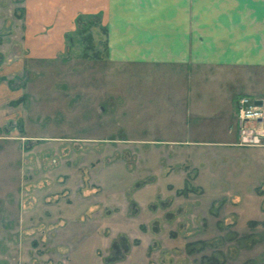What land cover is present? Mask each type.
Returning a JSON list of instances; mask_svg holds the SVG:
<instances>
[{"label": "rangeland", "instance_id": "374dc122", "mask_svg": "<svg viewBox=\"0 0 264 264\" xmlns=\"http://www.w3.org/2000/svg\"><path fill=\"white\" fill-rule=\"evenodd\" d=\"M104 39L0 61V264H264V147L235 113L257 70L112 62Z\"/></svg>", "mask_w": 264, "mask_h": 264}, {"label": "crops", "instance_id": "0c3cea01", "mask_svg": "<svg viewBox=\"0 0 264 264\" xmlns=\"http://www.w3.org/2000/svg\"><path fill=\"white\" fill-rule=\"evenodd\" d=\"M14 1L0 0V61L55 60L69 32L96 23L108 61L255 69L245 76L264 83V0Z\"/></svg>", "mask_w": 264, "mask_h": 264}, {"label": "built area", "instance_id": "2783aa9c", "mask_svg": "<svg viewBox=\"0 0 264 264\" xmlns=\"http://www.w3.org/2000/svg\"><path fill=\"white\" fill-rule=\"evenodd\" d=\"M239 96L235 101L237 135L240 145L264 147V101Z\"/></svg>", "mask_w": 264, "mask_h": 264}, {"label": "water", "instance_id": "95a60500", "mask_svg": "<svg viewBox=\"0 0 264 264\" xmlns=\"http://www.w3.org/2000/svg\"><path fill=\"white\" fill-rule=\"evenodd\" d=\"M256 104H260V101L256 102Z\"/></svg>", "mask_w": 264, "mask_h": 264}, {"label": "trees", "instance_id": "16d2710c", "mask_svg": "<svg viewBox=\"0 0 264 264\" xmlns=\"http://www.w3.org/2000/svg\"><path fill=\"white\" fill-rule=\"evenodd\" d=\"M86 29V28H85Z\"/></svg>", "mask_w": 264, "mask_h": 264}]
</instances>
